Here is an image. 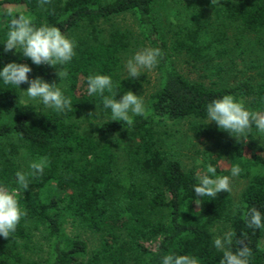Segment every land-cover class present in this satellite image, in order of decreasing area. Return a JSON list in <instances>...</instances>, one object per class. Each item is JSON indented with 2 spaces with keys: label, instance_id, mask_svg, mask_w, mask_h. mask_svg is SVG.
<instances>
[{
  "label": "trees",
  "instance_id": "obj_1",
  "mask_svg": "<svg viewBox=\"0 0 264 264\" xmlns=\"http://www.w3.org/2000/svg\"><path fill=\"white\" fill-rule=\"evenodd\" d=\"M177 3L176 23L164 32L155 0H51L43 7L39 0H0V71L11 62L27 64L30 80L58 84L72 101L63 112L25 103L29 85H5L0 78V186L18 188L17 171L28 173L32 161L48 160L17 197L27 216L8 239L0 236V264H162L168 254L219 264L223 253L214 239L220 227L251 248L249 264H264V228H249L244 218L252 207L264 216V134L254 126L248 133L247 139L262 140L250 154L248 142L209 123L206 111L213 99L232 95L264 113V0ZM9 11L32 15L37 27H58L75 41L72 60L37 66L15 49L5 53ZM126 15L135 18L138 35L117 21ZM145 44L163 54L155 66L158 83L144 100L146 115L133 116L131 126L110 121L103 97L89 95L88 77L110 76L117 100L129 90L136 94L139 84L125 76V63ZM175 54L200 65L211 84L181 74ZM58 68L68 73L61 81ZM184 121L210 144L197 166H187L157 130ZM209 164L229 177L231 167L240 166L235 177L246 185L238 199L224 191L196 196L197 177ZM69 229L97 236V247L89 252ZM39 236L47 243L44 256L36 255ZM242 246L234 243L233 251Z\"/></svg>",
  "mask_w": 264,
  "mask_h": 264
},
{
  "label": "clouds",
  "instance_id": "obj_2",
  "mask_svg": "<svg viewBox=\"0 0 264 264\" xmlns=\"http://www.w3.org/2000/svg\"><path fill=\"white\" fill-rule=\"evenodd\" d=\"M50 2L51 0H39L41 7ZM8 15L11 16V19L4 43L5 53L15 49L16 52L29 58L37 66L57 67L72 60L75 55V41L67 38L58 27L47 24L37 27L34 23L35 18L30 14L13 15L9 11ZM162 55L159 48L151 47L136 52L125 64L127 78H138L142 74V70L153 69ZM31 71L32 69L27 64L11 62L0 71V78L5 85L19 87L21 84H28L29 87L24 92L29 99H39L44 106L57 112L72 108L71 99L64 96L58 84H50L40 77L30 80L28 74ZM67 75L66 70L58 68L57 76L60 81ZM116 89L108 75L88 77L87 91L89 95L98 93L103 97V106L111 110L110 121H119L131 126L133 116L146 115L143 99L129 90L123 94L120 100H117ZM105 90L110 95H104ZM206 111L209 123L215 122L220 130L228 132L237 141L243 138L247 142V135L253 126L259 133L264 134V113L247 109L243 101H238L232 95L213 99L208 103ZM47 166V158L41 157L29 164L30 172L17 171L15 173L18 188L9 190L0 186V236L8 239L11 234L15 233L21 219L27 216V212L20 207L17 197L20 196L21 190H28L29 177L42 175ZM240 172L241 168L238 164L231 167L232 177L238 176ZM197 179L199 182L194 186L197 197L214 198L222 191L231 192L230 177L216 175V168L211 164L207 165L206 174L198 175ZM244 207L247 208V205ZM244 218L249 228H264V216L255 207L245 212ZM235 236V231L229 230L223 236H217L214 239V247L223 253L219 264H249L252 250L244 243L243 239L234 241ZM234 243L243 246L233 251ZM162 264H199V261L190 255L168 254L162 258Z\"/></svg>",
  "mask_w": 264,
  "mask_h": 264
},
{
  "label": "rangeland",
  "instance_id": "obj_3",
  "mask_svg": "<svg viewBox=\"0 0 264 264\" xmlns=\"http://www.w3.org/2000/svg\"><path fill=\"white\" fill-rule=\"evenodd\" d=\"M177 0H155L154 4V16L155 20L160 26V28L166 32L171 26V23H176L174 17V10L177 8ZM117 21L124 26L131 27L138 35L137 25L135 18L131 15H126L120 18H117ZM170 36V34H169ZM149 47L148 44L141 45L139 48L131 53L129 58H131L136 52L143 50L144 48ZM187 58L180 54H175L173 56V61L177 70L183 74L185 77L196 80L203 81L205 83L211 84V79L207 77L208 72L202 71L200 65L194 66L187 62ZM126 64V63H125ZM125 76H128L127 70L125 69ZM135 83L139 84V87L136 88V95H139L143 102L147 99L148 95L153 92L155 86L158 83V73L156 72L155 67L151 70H142V74L138 78H133ZM232 79H226L227 82H231ZM232 81L231 83H233ZM29 87V86H28ZM27 87V88H28ZM27 88L24 90L26 91ZM23 101L25 103L39 104V99L31 100L29 99L25 92H23ZM158 133L161 139L170 146L180 157V159L187 165H199L203 161V152L210 147V144L204 138H196L194 131L191 129L190 124L187 121L178 122V123H165L160 125L158 128ZM247 151L250 154L257 153L259 147L262 144V140L259 135H255L253 140H247ZM231 181V193L238 199L245 187V181L241 180L238 177H230ZM69 231L75 235L79 234L81 239H83L87 245L89 252L93 251L98 245L97 236L91 234L90 232L73 230ZM217 236H223L225 233L222 228L216 229ZM262 244L264 245V237L262 239ZM38 248L36 250V255L44 256L47 251L46 240L42 236H39L37 239ZM40 251V252H39Z\"/></svg>",
  "mask_w": 264,
  "mask_h": 264
}]
</instances>
